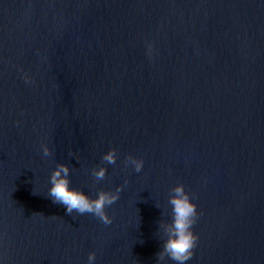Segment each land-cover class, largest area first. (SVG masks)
Wrapping results in <instances>:
<instances>
[{"label":"water","instance_id":"water-1","mask_svg":"<svg viewBox=\"0 0 264 264\" xmlns=\"http://www.w3.org/2000/svg\"><path fill=\"white\" fill-rule=\"evenodd\" d=\"M60 163L124 185L111 225L52 202ZM179 184L186 264H264V0H0V264H157Z\"/></svg>","mask_w":264,"mask_h":264},{"label":"clouds","instance_id":"clouds-1","mask_svg":"<svg viewBox=\"0 0 264 264\" xmlns=\"http://www.w3.org/2000/svg\"><path fill=\"white\" fill-rule=\"evenodd\" d=\"M149 54H151L152 45H148ZM25 82L34 83L32 78L25 73ZM17 121V126L20 125ZM41 155L45 158L53 155L52 149L47 145L41 146ZM118 160V151L113 148L102 156V164L116 165ZM144 160L132 155H128L124 160V167L134 168L136 173H140L144 168ZM72 169L63 163L56 166L52 172L49 183L48 197L54 204H60L66 207V214L76 213L79 216L92 214L104 225H111V217L107 209L120 199V193L124 185L118 187L114 192L99 190L96 198L86 195L83 190L72 188L71 175ZM108 168L105 166H96L91 169V175L95 183H99L107 178ZM128 181H125L127 184ZM193 195L186 191L183 184H179L171 189L168 203L171 206V221H161L159 229L163 233L164 243L162 250L157 255V264H167L170 260L174 264H186L195 255V249L198 246L199 236L194 233L193 227L198 222L201 213L198 212V206L193 202ZM33 215H41L34 213ZM97 254L92 252L88 256V264H95Z\"/></svg>","mask_w":264,"mask_h":264}]
</instances>
